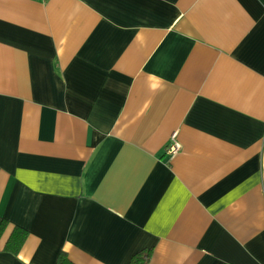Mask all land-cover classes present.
Here are the masks:
<instances>
[{"label":"crops","instance_id":"1","mask_svg":"<svg viewBox=\"0 0 264 264\" xmlns=\"http://www.w3.org/2000/svg\"><path fill=\"white\" fill-rule=\"evenodd\" d=\"M0 220V264H264V0H0Z\"/></svg>","mask_w":264,"mask_h":264},{"label":"trees","instance_id":"2","mask_svg":"<svg viewBox=\"0 0 264 264\" xmlns=\"http://www.w3.org/2000/svg\"><path fill=\"white\" fill-rule=\"evenodd\" d=\"M7 227V222L4 220H0V238ZM27 237V233L20 229L14 228L5 244V251L16 255L21 246L23 245L25 239ZM151 258V251L150 250H141L135 253L128 261L127 264H149ZM56 264H72L67 257L61 253L58 256Z\"/></svg>","mask_w":264,"mask_h":264},{"label":"built area","instance_id":"3","mask_svg":"<svg viewBox=\"0 0 264 264\" xmlns=\"http://www.w3.org/2000/svg\"><path fill=\"white\" fill-rule=\"evenodd\" d=\"M180 146L179 144L175 141L174 136L171 137V140L166 148V155L169 157V159H171L172 157H174L177 152L179 151Z\"/></svg>","mask_w":264,"mask_h":264}]
</instances>
